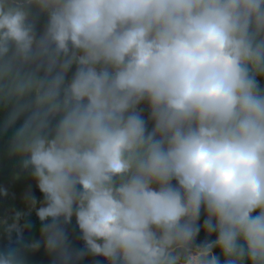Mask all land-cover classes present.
Returning a JSON list of instances; mask_svg holds the SVG:
<instances>
[{"label":"clouds","instance_id":"9594fccd","mask_svg":"<svg viewBox=\"0 0 264 264\" xmlns=\"http://www.w3.org/2000/svg\"><path fill=\"white\" fill-rule=\"evenodd\" d=\"M258 78L264 0H0L3 155L42 194L0 264H264Z\"/></svg>","mask_w":264,"mask_h":264},{"label":"trees","instance_id":"16d2710c","mask_svg":"<svg viewBox=\"0 0 264 264\" xmlns=\"http://www.w3.org/2000/svg\"><path fill=\"white\" fill-rule=\"evenodd\" d=\"M258 80L260 86L264 88V78H258ZM141 107L144 106L141 105ZM143 115L147 117V112L145 111ZM6 140L7 135L0 138V187L6 189V195L0 196V218L10 216L13 211L28 212V207L23 197L29 191H31V194L35 196V198L39 197L42 200V194L35 187V181L26 172H19L14 166L15 161L13 159L3 155V148ZM38 206L39 203L37 204V207ZM203 219L204 216L201 215L199 223H202ZM19 223L21 225H29L24 228L21 233L23 242L40 239L38 228L41 222L36 218L34 210L23 216ZM66 231L72 247L77 249L81 248L83 242L78 239V230L74 227V224L67 225ZM204 238L205 234L201 231L196 237V242L199 243ZM208 239H214V234L209 236ZM12 240L15 241V233L12 234ZM8 244V238L3 233H0V247H5ZM97 260L100 261V264H104L103 258L92 256H85L80 261V264H94ZM26 264H52V257L46 253L43 246H41V248L26 254Z\"/></svg>","mask_w":264,"mask_h":264},{"label":"rangeland","instance_id":"374dc122","mask_svg":"<svg viewBox=\"0 0 264 264\" xmlns=\"http://www.w3.org/2000/svg\"><path fill=\"white\" fill-rule=\"evenodd\" d=\"M37 199V204L41 201V198H36ZM40 199V200H39ZM26 206L28 207L27 203L25 202Z\"/></svg>","mask_w":264,"mask_h":264}]
</instances>
